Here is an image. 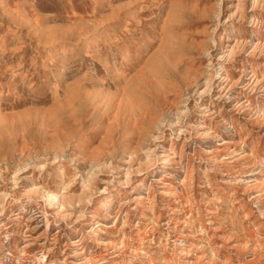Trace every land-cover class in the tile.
Returning <instances> with one entry per match:
<instances>
[{
	"label": "rangeland",
	"instance_id": "1",
	"mask_svg": "<svg viewBox=\"0 0 264 264\" xmlns=\"http://www.w3.org/2000/svg\"><path fill=\"white\" fill-rule=\"evenodd\" d=\"M0 264H264V0H0Z\"/></svg>",
	"mask_w": 264,
	"mask_h": 264
},
{
	"label": "bare ground",
	"instance_id": "2",
	"mask_svg": "<svg viewBox=\"0 0 264 264\" xmlns=\"http://www.w3.org/2000/svg\"><path fill=\"white\" fill-rule=\"evenodd\" d=\"M221 8H222V6H221ZM221 36H223V34L221 35ZM209 38V37H208ZM222 39H220V41H221ZM216 41V40H215ZM227 42V41H226ZM201 49H202V47H201ZM203 55V54H202ZM213 56V55H212ZM212 63H214L213 61H212ZM220 68L221 69H223V66H220ZM217 73V72H216ZM222 77V76H221ZM141 79H142V81H144L143 80V78H144V76H143V78L142 77H140ZM155 78V77H154ZM147 80H148V78H147ZM151 80H153V78H151ZM156 80V79H155ZM205 80V79H204ZM146 82H148V81H145V83ZM153 82V81H152ZM211 82V81H210ZM210 82H208V83H210ZM212 83H213V81H212ZM148 84V83H147ZM207 85V84H206ZM87 86V85H86ZM148 86H149V84H148ZM213 86V85H212ZM211 87V86H210ZM186 89V88H185ZM179 90H181V89H179ZM148 91V90H147ZM185 91V90H184ZM150 92V91H149ZM182 91H180V93H181ZM151 93V92H150ZM202 94V93H201ZM127 96V95H126ZM186 96V95H185ZM167 98V97H166ZM180 99V98H179ZM178 99V100H179ZM118 100V99H117ZM176 100V99H175ZM119 101H120V99H119ZM177 101V100H176ZM113 102H115V101H113ZM121 102V101H120ZM120 102H119V104H120ZM170 102V101H169ZM181 101H178V103H180ZM185 102V101H184ZM183 102V103H184ZM118 103V102H117ZM126 103V102H125ZM128 103V102H127ZM176 103V102H175ZM116 104V103H115ZM181 104V103H180ZM179 104V105H180ZM120 105H122V104H120ZM125 105V104H124ZM123 105V106H124ZM109 106V105H108ZM118 107V105L116 104V108ZM177 107H179V106H177ZM128 108V107H127ZM156 107L155 106H147V107H142V108H140V110H139V118H141V119H146L147 117H149V116H151L150 117V123H151V126L153 127V128H156V129H160L161 127H162V124H163V122L166 120V118H169L168 117V115H169V111L171 110V106L168 104V101H167V99H165L163 102H162V105H161V107H160V110L159 111H153V109H155ZM106 109H108V108H106ZM119 109H120V107H119ZM123 109H125V106L123 107ZM115 110V109H114ZM178 110V109H177ZM179 111V110H178ZM124 112V111H123ZM109 113V112H108ZM114 113H115V111H114ZM133 113V115H132V117L130 118V121L135 125H137V122H138V118H136L135 116H136V114H135V112L133 111L132 112ZM105 115V114H104ZM135 115V116H134ZM118 118L119 119V117L115 114V117L114 118ZM105 120H106V118H105ZM115 120H117V119H115ZM57 121H58V119H57ZM166 125V124H165ZM141 132V131H140ZM145 135H143V134H140L139 136H138V138H139V142H141V141H143L144 139H145V137H144ZM68 142V141H67ZM156 144V143H155ZM140 146H142V145H140ZM61 148V147H60ZM145 152H146V150H145ZM164 152H166V151H164ZM68 154V153H67ZM147 156V155H146ZM68 157V156H67ZM148 160L149 159H151V154H148ZM158 157V156H157ZM66 158V157H65ZM159 158V157H158ZM29 163V162H28ZM93 163L95 164V162L93 161ZM89 166V165H88ZM166 166V164H165V162H164V166L163 167H165ZM86 167V166H85ZM89 168V167H88ZM84 169V168H83ZM165 170V169H164ZM88 177V176H87ZM74 180V179H73ZM85 182V181H84ZM45 195V194H44ZM57 196H58V193H50V194H48V199H50L51 201H53L54 203H55V200H56V198H57ZM90 199V198H89ZM91 200V199H90ZM105 202V201H104ZM108 203V202H107ZM46 211V210H45ZM52 214V213H51ZM99 235V234H98ZM98 239V238H97Z\"/></svg>",
	"mask_w": 264,
	"mask_h": 264
}]
</instances>
